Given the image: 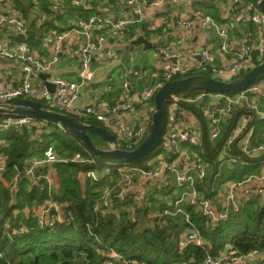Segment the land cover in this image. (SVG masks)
<instances>
[{"label":"built area","instance_id":"2783aa9c","mask_svg":"<svg viewBox=\"0 0 264 264\" xmlns=\"http://www.w3.org/2000/svg\"><path fill=\"white\" fill-rule=\"evenodd\" d=\"M10 0H0L6 3ZM34 5H40L39 0H32ZM136 0H129L133 4ZM163 1V0H161ZM178 3L181 0H173ZM75 5H88V0H72ZM229 6L234 7V13L225 25H218L215 19L200 12V25L215 26L218 34L225 39L228 31L236 29L245 24H252L253 29L247 30L242 39L237 42L238 49L235 60L223 66L211 63V54L207 44H203L200 50L201 59L199 63L192 66L181 64L178 60L172 65L155 73L161 81L153 85L144 87L138 97L130 98V83L123 81L124 93L113 104L104 103L100 108L89 106H78L77 100L80 98L82 88L93 79L91 68L94 53L105 44L107 36H117L123 38L126 35L128 25L139 19H112L103 15H92L87 18H78L75 25L68 31H51L42 38L43 45L51 52V59L39 57L30 50V46L23 39L27 33L28 20L19 13H0V60H16L19 64L21 77L4 76L0 70V101H5L13 97H24L38 99L44 102L47 107L62 111L79 117L86 122L89 117L97 122L103 123L109 128L127 149H132L138 145L147 134L152 114L155 109L154 97L157 90L165 82L174 80L177 76H184L190 73L206 74L221 80H230L244 73L256 65L257 60L264 58V14L260 11L256 0H228ZM62 12V3L56 2L51 6V10H45L37 18L42 24L49 17V14ZM142 9H135L134 16H141ZM178 25L185 28L187 34H192L195 28V21L190 18H180ZM92 30H96V38H92ZM84 34L88 42L84 46L71 50L72 56H79L81 60L80 80L73 81L67 78L56 77L54 91L46 85L35 83V79L42 72L51 67V63L59 59L62 41L73 34ZM221 49L225 52H232L229 45L224 41ZM176 59V55L170 54ZM108 59L116 57L114 49L107 52ZM134 75H139L137 71ZM260 98L264 99V78L251 84L246 90L222 93L207 90L178 91L169 97L166 110V124L162 140L155 150L156 157L160 163L155 164V159L144 161L141 164L126 162L122 160H112L98 163L94 154L89 150L87 154L81 151L73 156L60 159L55 146L50 144L45 152L44 158L37 159L27 169V173L33 175L38 181L45 179L44 176L37 175L35 167L45 162H75L85 166H92L87 170V176L94 182H100L113 174L118 175L117 181L106 188L100 197L95 201L94 212L96 217H103L111 213L115 202L123 205L129 213L131 221L139 225V212H151L152 201L149 194L133 192L137 178H146L153 188L158 181L160 185L173 183L177 190L176 197L169 207L161 210V215L171 217L182 216L185 227L182 229L180 238L183 244L193 243L202 248L208 247L202 230L192 219L187 205L200 212L212 223L226 220L230 214L238 212L243 204L238 200L237 192L245 184L257 182L259 187L252 194L253 199L264 196V174H250L239 181L230 180L225 182V209L217 212L212 206L210 197H207L199 185L209 175V165L197 157L191 148H203L205 140L218 139L224 130L225 123L228 127L227 138L219 147V168L227 166L233 168L244 162V157L263 156L264 142L254 144L253 123L261 113ZM190 106H194L193 108ZM199 109V113L195 109ZM148 114V115H147ZM190 122V123H189ZM60 129L66 132L64 126L59 123ZM25 128L33 130L34 134H42L51 129L49 120L34 116H3L0 115V132L15 130L22 132ZM239 141L240 154L233 153V146L236 139ZM134 139V141H133ZM134 144V145H133ZM5 141H0V170L6 167L4 156ZM169 152L171 161L163 162L164 155ZM49 183V182H48ZM158 184V183H157ZM50 184L48 185V187ZM44 188V185L41 186ZM151 188V185L149 186ZM19 192L15 188V194ZM58 205L52 202L46 209L36 217L40 228H53L56 223L71 224L72 217L62 218L56 214ZM53 211H55L53 213ZM50 216V218H48ZM88 225V230L93 227ZM3 236L11 234H21L28 232L29 227L23 226L20 229H11L9 221L3 224ZM103 250L105 258L101 264H140L119 253L111 246H106ZM2 256V254L0 253ZM264 264V251L254 249L246 254H239L233 245L226 244L224 248L218 250L216 254L208 253L199 264ZM0 264H4L0 262Z\"/></svg>","mask_w":264,"mask_h":264},{"label":"crops","instance_id":"0c3cea01","mask_svg":"<svg viewBox=\"0 0 264 264\" xmlns=\"http://www.w3.org/2000/svg\"><path fill=\"white\" fill-rule=\"evenodd\" d=\"M39 1L40 5L36 7L32 0H29V4L23 0L25 4V12V10L23 11L21 4L17 1L14 2V0H10L1 4L0 13L18 11L23 14L28 20L27 33L23 39L27 41L30 46V50L33 53L47 60L51 59V52L43 45L42 38L51 31L65 32L70 30L75 25L78 18H87L92 15L99 14L108 16L114 20L122 18L130 19L132 16L133 19H139L138 21H134L128 25L126 35L123 38H118L117 36L114 37L111 34L107 36V42L102 44L101 47L94 53L91 65L93 79L82 88L80 98L76 102L78 106L93 105L100 108L104 103L113 104L120 96L123 95L125 91L123 81H128L130 83L131 88L128 93L130 98L138 97L144 87L161 81L160 78L155 76L156 72L172 65L176 62V60L186 66H192L199 63L201 56L199 59H196L191 55H200L201 46L203 44L208 45L212 64L223 66L225 64L232 63L235 60L236 51L238 49L237 42L242 39V36L247 30L254 28L252 24H245L237 27L236 29H231L228 31V36L225 39L218 34V30L215 26L207 25L206 27H202L200 25V12L212 16L218 25H225L234 13V7L229 6L228 0H181L178 3L173 0H136L133 4H129V0H88L89 6L75 5L72 0ZM56 2L62 3V12L54 13L52 15L49 14L46 21L39 24L37 18H39L45 10L50 11L51 6ZM138 7L142 9V14L139 17L134 16L135 9ZM180 18H190L195 21V28L192 34H187L185 28L178 25L177 21ZM91 33L92 38H96L98 32L96 30H92ZM32 35L33 38L31 39ZM140 36L145 37L155 44H163V46L146 49L144 44L137 43V39ZM224 41H226L229 45L232 52H225L221 49V44ZM87 42L88 38L84 34L76 33L65 38L61 43L59 59L56 62L51 63L50 69L42 72L48 74L49 77L47 80L52 82L54 78L62 77L73 81H79L81 79V60L79 56H72L71 50L84 46ZM182 45L188 46L189 48L192 46V53H189V51L185 48H179ZM110 49L115 50V58L108 59L107 52ZM171 53L177 56L176 59L170 55ZM0 70L4 76H14L20 78L22 75L19 69V64L16 60L1 59ZM134 71H137L139 75H134ZM35 83L39 85H46L45 80L41 77V74L35 79ZM260 108L261 113L253 123L254 144L264 142L263 98H260ZM101 125L105 126L102 123ZM223 126L224 132L226 131L225 128L228 125L225 123ZM53 129L54 126L47 131V134L52 133ZM60 130L62 131V129ZM42 136V134H34L33 132L32 138L42 140ZM221 136L215 141H210L206 138L207 142H209V146L207 147L205 146L202 149L191 148L193 153H196L199 158L201 157L200 159L203 158L211 167L209 175L215 171L214 167L216 164H219V157H217V159L216 157L214 159H209L208 157L203 156L202 153H204V150H206V152H210L211 154L218 151V148L220 147H218V143L220 142ZM0 141H5V147L9 146L10 141L6 139H0ZM52 145L55 146V149L57 148L55 143H52ZM45 150L46 148H43L42 156L36 154L26 159L21 170H19L16 166L15 168H17V171L10 179L8 178L9 173L7 174V170L9 169L7 166L6 167L8 169H5L4 171L0 170V191L3 187L8 188L10 191V205H15L20 201L19 193L23 189L32 191L37 187L45 193L43 203L38 204V197H35L30 205H25L22 208L17 207L13 210V214L15 216L23 215V218H21L18 222V229L26 226L24 224V218L29 215L36 218L40 215V212L46 209L52 202H56L58 205V210L55 215L60 214L62 218L66 217L64 214V207L66 204L59 199V197L63 194L62 178L64 176L63 171H61V169L57 166L59 162L52 163L47 161L36 165V174L45 177V179H41L40 181H38L33 175L27 173V169L32 165V163H34L35 160L44 158ZM169 156V152H166L163 162L171 161ZM155 157L153 159H155ZM252 158L258 159V161H252L249 163V165H252L253 171L248 174H264L263 156L259 155ZM103 162H101V164ZM6 164L8 165L7 161ZM236 167L237 166L229 168L227 166H223L220 168L221 170H219V174L223 169L232 171ZM87 170L80 171L77 175L83 190H86V187H94L95 190V187L100 185L102 186L101 191L103 193V191L113 185L118 178V175L113 174L102 179L100 182H94L87 176ZM49 184L50 186L48 187ZM42 185H44V188L41 187ZM150 185L151 188H149ZM156 185L159 186L153 188V183L150 184L148 179L141 177L137 178L133 188V192L140 194L148 195L150 191V197L156 193L155 198L152 199L155 200V203H152L151 212L148 213L143 210L139 212L138 226H141L140 228L153 225L158 217H162L161 210L169 207L176 197L177 190L173 183L160 185L157 181ZM225 185L226 183L221 184L214 196L210 197L212 206L217 212H222L225 209ZM16 187H18L19 192L15 194ZM258 187L259 184L257 182H251L245 184L238 190L237 197L243 206L249 202V200L253 199L252 194ZM261 197L257 198V200ZM54 212L55 211H53V213ZM111 212L119 213V210H116V207L114 206ZM180 217L182 218V216ZM48 218H50V216ZM5 221H9L12 225L10 218H6ZM14 229H17V227ZM226 244H230V246H232V243L227 242ZM256 264L261 263L256 262Z\"/></svg>","mask_w":264,"mask_h":264},{"label":"trees","instance_id":"16d2710c","mask_svg":"<svg viewBox=\"0 0 264 264\" xmlns=\"http://www.w3.org/2000/svg\"><path fill=\"white\" fill-rule=\"evenodd\" d=\"M16 1L22 5L24 11L23 0H14ZM25 1L29 4V0ZM259 62L260 60H257L256 64ZM188 75L177 76L175 79ZM262 78L264 75L257 81ZM195 112L199 113V109H195ZM87 121L101 125L92 117H89ZM49 124L51 127L54 126V129L52 133H42V140L32 138L33 130L28 128L22 132L9 130L0 133V139L10 141L8 148L4 150L8 156L7 174H15L16 166L21 170L29 157L36 154L42 156L43 148H47L52 143H56V149L60 153L69 149L71 153L81 151L87 154L86 146L71 132L61 131L58 122L49 120ZM225 129L218 147L222 146V142L227 138L229 129L228 127ZM91 136L94 142L98 138ZM240 139L241 136L236 139L233 146L235 155L240 154ZM205 146H209L207 139ZM219 150L213 154L204 150L202 154L209 159L215 157L217 159ZM151 153L142 160L131 163L138 164L148 158ZM243 157L244 162L239 163L234 170L223 169L220 174L221 169L217 163L214 167L215 171L199 185L202 192L207 197H213L221 184L229 180L239 181L250 175L248 173L252 172L253 168L249 163L258 159L246 155ZM57 166L61 171H72L68 176L64 173L63 194L59 199L66 204L64 214L66 217H72L74 222L56 223L53 228H40L36 218L29 215L24 218V224L29 227L28 232L4 237L3 224L6 218L11 219L10 230L15 227L18 229V222L23 218V215L15 216L13 210L30 205L35 197H38V204L43 203L45 193L37 187L32 191L23 189L19 193L20 201L10 205V191L3 187L0 191V253L2 254L0 262L4 264H101L105 258L103 250L108 243L112 244L109 246L114 247L119 253L140 264H199L208 253L216 254L227 242L232 243L239 254H246L254 249L264 251V207L255 206L257 199L249 200L238 212L230 214L226 220L215 223L187 205L188 212L207 240L208 247L204 249L193 243L181 242L180 234L185 224L183 217L180 216L178 218L165 215L158 217L153 225L137 228L138 225L131 221L123 205L115 202L114 206L119 213L111 212L106 216L96 217L94 205L100 197V192L95 191L94 187H86V190H83L77 177L80 171L90 169L92 166L75 162H59ZM115 223L120 226L117 232H114L117 228ZM87 224L93 227L91 231L88 230ZM71 232L73 234L69 235Z\"/></svg>","mask_w":264,"mask_h":264},{"label":"water","instance_id":"95a60500","mask_svg":"<svg viewBox=\"0 0 264 264\" xmlns=\"http://www.w3.org/2000/svg\"><path fill=\"white\" fill-rule=\"evenodd\" d=\"M260 11L264 14V0H256ZM137 43L144 44L145 48L161 47L163 44H155L143 36L137 39ZM169 45V44H167ZM192 53L191 48L182 45ZM199 59L200 55H191ZM264 75V58L249 70L230 80H221L206 74H191L165 82L157 90L154 102L155 109L152 114L151 123L144 139L132 149H127L109 128L86 122L85 120L71 114L51 109L41 100L24 97H13L0 101V115L3 116H34L60 123L66 130L76 136L86 148L95 156L112 160L134 162L142 160L146 155L154 152L163 137L166 124V110L169 97L178 91L207 90L222 93L239 92L246 90L258 78ZM47 87L54 91L55 84L47 80V73H41ZM91 135L109 144L108 148L98 146ZM134 141V139H133ZM134 145V144H133Z\"/></svg>","mask_w":264,"mask_h":264},{"label":"rangeland","instance_id":"374dc122","mask_svg":"<svg viewBox=\"0 0 264 264\" xmlns=\"http://www.w3.org/2000/svg\"><path fill=\"white\" fill-rule=\"evenodd\" d=\"M99 123V122H98ZM101 124V123H100ZM103 124V123H102ZM95 143L98 145V146H101V147H103V148H108L109 147V144L107 143V142H104V141H102V140H100L99 138H97L96 140H95ZM56 144V143H55ZM56 147H57V145H56ZM6 148H8V146L7 147H5L4 148V150H6ZM4 154H5V158H6V161H7V159H8V156H7V154L4 152ZM75 153H71V151L69 150V149H65V152H63V153H60V152H58V155H59V158L60 159H63V158H68V157H71V156H73ZM155 157V153L154 152H152L151 154H150V156L148 157V158H146L145 160H143V161H148V160H151V159H153ZM198 157V156H197ZM201 158V157H200ZM96 159H97V162L98 163H101V162H108V161H110V159H107V158H101V157H96ZM203 159V158H202ZM204 160V159H203ZM142 161V162H143ZM160 160L159 159H156L155 160V164H158V163H160L159 162ZM205 161V160H204ZM142 162H140L139 164H141ZM6 166L8 167V165L6 164ZM209 168H211L210 166H209ZM212 170V169H211ZM70 172H72V171H67V172H64L63 171V173H66L67 174V176L70 174ZM9 176H11L10 178H12V173L9 175ZM95 190L96 191H99L100 192V196H101V194H102V186H96L95 187ZM155 195H156V193L155 194H153V195H151V197H150V199H151V201H152V203H155V200H152L153 198H155ZM158 198V197H157ZM255 206H258V207H264V197H261L259 200H257L256 201V203H255ZM115 226L117 227V228H115V230H114V232H117L119 229H120V226L117 224V223H115ZM141 226H137V228H140ZM73 233L71 232V233H69V235H72ZM109 244L110 243H108V246H109ZM111 246H112V244H110ZM112 248H114V247H112ZM115 249V248H114Z\"/></svg>","mask_w":264,"mask_h":264}]
</instances>
